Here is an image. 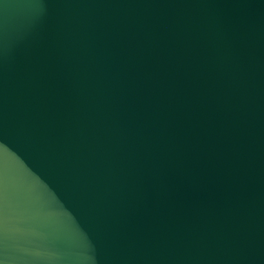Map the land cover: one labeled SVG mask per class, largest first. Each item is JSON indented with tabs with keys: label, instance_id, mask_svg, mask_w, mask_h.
<instances>
[{
	"label": "water",
	"instance_id": "1",
	"mask_svg": "<svg viewBox=\"0 0 264 264\" xmlns=\"http://www.w3.org/2000/svg\"><path fill=\"white\" fill-rule=\"evenodd\" d=\"M0 264H264V0H0Z\"/></svg>",
	"mask_w": 264,
	"mask_h": 264
}]
</instances>
